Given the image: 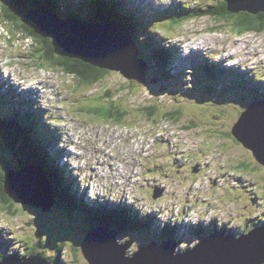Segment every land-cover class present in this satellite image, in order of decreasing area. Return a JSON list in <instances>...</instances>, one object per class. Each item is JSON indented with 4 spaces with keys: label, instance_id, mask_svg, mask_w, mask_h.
Instances as JSON below:
<instances>
[{
    "label": "rangeland",
    "instance_id": "obj_1",
    "mask_svg": "<svg viewBox=\"0 0 264 264\" xmlns=\"http://www.w3.org/2000/svg\"><path fill=\"white\" fill-rule=\"evenodd\" d=\"M147 1L155 5L146 9L154 16L152 8L161 10L183 5L201 9L211 6L212 2L218 5L222 0ZM139 5L138 1L131 4L130 8H139ZM194 8L190 11L195 12ZM208 16H195L176 28L175 22L165 19L166 22L159 21V25L154 28L157 37L153 36V42L163 41L166 46L176 48V53L171 52V58L167 61L170 77L161 73L160 68L155 69V65H150L149 76H160L165 80L160 83V91L150 81L130 86L118 74L88 86L80 85L73 76H61L52 68L39 69L28 57L34 41L22 34L14 37L7 27L0 24V48L5 53L1 58L4 73L0 71L2 93L9 96L8 92L12 94L19 88L37 87L39 83L40 87H44L47 80L58 81V89L63 90L60 98L56 92L51 95L54 98L53 109L60 115L51 111L43 117H37L33 110L35 115L22 114V120L26 117L29 121L31 118L38 119L47 131L52 148L56 141L61 156L54 157V162L64 164L71 173L64 172L66 184L88 204L92 203L91 196L95 197L96 203L102 201L107 205H127L126 201H131L139 218L150 222L148 232L151 231V234L147 230L135 229L130 235L126 233L118 237L123 242L128 240L129 235L133 244L128 254L156 240L154 234L162 237L164 231L161 223L174 221V232L177 227L189 222L190 234L182 239L177 235L176 239L177 250H184L187 241L196 242L198 237L204 235V232L199 231L201 226L209 232L212 222L216 219L223 221L220 206L229 214L227 220L238 224L240 222L236 216L229 217L231 209L242 208L246 200L249 215H242L236 210L235 214L247 222V229L264 216V166L256 160L252 150L232 133L231 136L228 134V129L232 130L234 123L250 104L264 99V30L239 31V26H235L233 20ZM136 17L139 18L138 15ZM193 42H203L205 45H194ZM179 43L183 44L181 48ZM238 45L241 49L235 54ZM197 63L209 66H195ZM210 65L217 68H249L243 74L231 69H224L219 74ZM49 66L53 65L50 63ZM242 76L244 80H240ZM153 83L156 84V79ZM120 84L124 88L119 90L133 94L129 97L119 90L114 91ZM108 87L113 91L104 97L101 93ZM64 97L69 99L63 101ZM112 97L118 105L122 104L129 111L123 123L107 122L92 115L94 105L91 102L108 105ZM18 99L23 100V96L18 95ZM122 105L119 106L125 108ZM142 105H157L163 111L180 107L183 109L182 120L164 116L154 119L155 115L141 111ZM262 107H257V111L264 109ZM12 114L15 111L12 110ZM9 120L16 119L6 121ZM66 125L67 134L64 131ZM60 137L64 139L59 140ZM72 141L76 147L69 146ZM59 148H62L63 153ZM94 149L97 150L96 155L93 154ZM7 152L3 156L10 159ZM243 159L251 164L246 165V169L250 170L242 173V169L234 168L237 171L234 173L236 185L230 187L226 184L221 188V193L225 194L223 188H227L230 192L225 191L226 194L239 197L243 204L233 205L225 200L220 203L216 196L219 185L214 184L215 179L224 182L222 176L225 174L233 177L227 173L228 170L236 163L242 166L238 162ZM9 173V185L19 196L32 191L33 196L37 197L36 187L38 189L39 184L46 181L39 170L30 166ZM156 188L163 189L159 197H154ZM213 197L216 198L212 202ZM1 203L0 228L3 232L0 231V255L21 256L32 250L51 259L52 264H87L79 252L89 225L78 221L81 218L75 219L55 205L45 212L41 207L17 203L20 205L15 206L18 211H12V208L4 206L6 203ZM180 213L183 214L181 219L178 218ZM75 216L78 217L76 213ZM245 226L244 223L242 227L239 225V230ZM187 229L185 224L180 228L181 231ZM61 245L64 248L58 261Z\"/></svg>",
    "mask_w": 264,
    "mask_h": 264
},
{
    "label": "water",
    "instance_id": "obj_2",
    "mask_svg": "<svg viewBox=\"0 0 264 264\" xmlns=\"http://www.w3.org/2000/svg\"><path fill=\"white\" fill-rule=\"evenodd\" d=\"M228 9L236 13L241 10L264 11V0H231ZM52 15L51 12L31 8L26 18L37 25L43 36L53 38L63 51L81 58L89 65L106 70L107 73L102 77L118 74L130 86L155 81L154 78H148V63L139 56L137 45L128 28L112 21L93 24L73 18L62 20L57 16L52 19ZM121 87H123L122 84L119 85V88ZM127 89L130 90L129 87ZM142 106L145 107V105ZM262 106H264V100L250 104L239 120L234 123L232 132L252 150L256 160L264 166V140L262 142L264 112H260L264 109L257 111V107L263 108ZM246 113H248L247 116L243 118ZM163 116L182 120L183 115L174 108L165 111L160 108L157 117ZM29 166L36 168L45 176L41 169L33 164L27 165L24 169ZM8 178L9 175L5 182L4 193L9 199L41 207L45 212L53 207L54 189L50 186L48 178H45L46 181L41 182L38 187L40 193L36 190L39 194L37 197L33 196L32 191L24 192L21 196L15 194L12 186L9 185ZM43 191L48 192L47 200L44 198L46 196ZM154 192V197H159L163 189L156 188ZM100 229H106L113 234L105 235ZM118 236L119 233L113 229L103 226L92 227L86 231L80 243L79 253L87 264H210L209 262L264 264V225L261 223L248 233L236 237L226 234L225 230H221L216 225L212 232L204 235V238L198 240L199 242L180 251L177 250L175 240H168L153 241L141 246L134 253L128 254L132 241L120 242ZM229 247L236 251L238 249L239 255L235 254L236 257L233 260L228 256L232 253ZM0 264H52V261L41 253L31 251L24 256H5L0 259Z\"/></svg>",
    "mask_w": 264,
    "mask_h": 264
},
{
    "label": "trees",
    "instance_id": "obj_3",
    "mask_svg": "<svg viewBox=\"0 0 264 264\" xmlns=\"http://www.w3.org/2000/svg\"><path fill=\"white\" fill-rule=\"evenodd\" d=\"M49 1L50 0H0V22L5 24L12 34L14 33V37L15 35L22 34L24 37L32 38L34 41L32 44L33 51L30 49L31 52L29 56L32 59L33 64L39 67H48L49 69L52 68L55 70L54 72L60 73L61 76L62 74L68 77L73 76L80 85L83 83L84 85L92 86L102 81L106 77H102L105 73H107L106 70L89 65L83 62L81 58L63 51L53 38L43 36L37 25L26 18L27 12L31 8L50 10L52 12L56 11V3L61 2L62 0H53L52 2ZM228 2L229 0H223L218 5L203 8V10H199L196 15L207 14L213 17L221 16L230 20L234 18L236 24L235 26H239V31L260 32L264 30V11L249 12L241 10L237 13L231 12L227 9ZM63 4L67 3L63 2ZM119 5L120 4L117 1L109 2L108 0H84V3L78 6V11L73 8L74 5H71V8L67 6L68 9L66 14L70 17H77L80 20L93 21L96 18L99 21L108 20L118 23L124 27H128L140 47L141 40L143 38L146 39V41L143 42L146 45V48L141 47L140 50H142L143 54L140 52V55L144 57L148 63L154 62L155 66H167L169 64H167V61L171 58L169 49L162 47L157 50L155 46L156 44L152 41L153 33H141L140 26H145L144 23L137 22L132 15L130 17L129 13L123 11L122 7ZM86 6H88V9L84 10ZM192 14L194 13L189 12V14L178 13V15L173 14L168 16H170L173 22L180 24L185 20L192 18ZM163 53L165 56H163ZM50 63L53 66H49ZM224 69L225 68L212 66V70L218 72L219 74H221ZM88 80L90 82H88ZM240 80H243V76ZM244 83L246 84V82ZM119 89L120 88H115L114 91ZM112 91L113 90L108 87L101 94H103L104 97H107ZM120 91L129 97L133 94V92H127L125 90H119V92ZM107 103L108 105L101 102H94L92 115H96L97 118H103L107 122L114 121L117 124L123 123L129 113L126 109L127 107L119 104L125 107L122 109L114 100V97H112ZM159 110L160 107L157 105L145 106L141 109V111H145L147 114L156 115L154 119L158 118L157 114H159ZM176 110L180 112L183 111L180 107L176 108ZM3 118L5 117L1 115L0 119L2 120ZM15 119V121L9 120L0 123V202L6 203L7 205H4L5 207L8 206V208H12V211H18L15 206H20L17 204L19 202L9 199L4 193L5 182L10 174L9 172H11V170L19 171L26 165L33 164L35 167L41 169L44 174L46 173L45 176L48 178L50 186L54 189L53 204L55 207L68 212L69 215L75 219L81 218L82 220L78 219V221L86 222L89 225V229L96 226H103L118 232H124L132 229L133 227L138 230L142 229L144 224L148 222L144 218H139V213L133 210L132 203H128L127 205H107V203L99 202V207L98 205L92 203L88 204L85 199H81L78 202L73 201L67 188L64 187V190L62 191L63 186L60 185V173H58L59 171L57 170L54 162V157L56 155H54L48 145H46L47 139H43L45 143V145H43L40 141V138H43V136L41 133L37 132L38 130L35 129L33 124L31 125L29 123L20 122L17 117ZM18 122H20V124ZM190 123H192V125L195 124L194 122ZM194 127L197 126L195 125ZM225 129L226 128H224L223 131ZM231 133L234 135L232 130L228 129V134H230V136ZM38 136L40 138H38ZM5 151H9L7 153L9 154L10 159L3 156ZM39 151H41V156ZM247 161L243 159L238 162L242 166H238L236 163L234 168L242 169L243 172L246 170L249 171L250 169H246V165L251 164ZM256 164L258 163L256 162ZM244 165L245 167L243 168ZM55 172H57L58 175H56ZM62 183H64V180ZM78 203H80V205H78ZM101 205L103 206L101 207ZM75 213L78 217L75 216ZM260 218L264 220V216H261ZM174 223L175 222L161 223L163 226L162 230L164 231L161 234L162 237H159V234H154L153 238L156 240H176L177 235L180 237L184 236L185 233H179L178 231L174 232V227L176 226ZM243 223L247 225L246 221H243ZM172 225H174V227ZM146 230L145 231L148 232V228ZM203 230L204 229L202 228L201 231ZM148 233L151 234L152 232L149 231ZM63 248L64 245H61L59 248L60 253L58 261L62 256L61 252ZM31 251L32 250H30V252ZM23 255H25V253ZM17 256L19 255L17 254ZM3 257V255H0L1 259Z\"/></svg>",
    "mask_w": 264,
    "mask_h": 264
},
{
    "label": "clouds",
    "instance_id": "obj_4",
    "mask_svg": "<svg viewBox=\"0 0 264 264\" xmlns=\"http://www.w3.org/2000/svg\"><path fill=\"white\" fill-rule=\"evenodd\" d=\"M109 2H114L115 0H108ZM223 1V0H222ZM222 1H220L219 2V4L222 2ZM231 0H229V2H230ZM125 4L123 5L122 3H120V2H118L120 5V7H122V9H123V11H126V12H128V13H130L136 20H140V19H146V18H148V20H150L149 22H151V20L154 18V23L155 24H157L159 21H162V22H166L165 21V19L168 21V20H171V18H169L170 16H168V14H166V15H161L160 13H159V17L158 16H156L155 15V11L152 9L151 11H152V13H154V16L152 15V14H149L147 11H146V9H148V7H146V6H144L143 4V6L142 5H139V8H130V6H131V1L130 0H125ZM229 2L227 3V9H228V4H229ZM216 3H214L213 5H215ZM169 7H171V6H169ZM88 9V6H86L85 7V9L84 10H87ZM229 10V9H228ZM77 11V10H76ZM172 13L173 14H175V15H178V12L177 11H175L174 9L172 10ZM53 14H54V12H53ZM172 14V15H173ZM58 15H59V18L60 19H62V20H65V16L63 15V14H61L60 12H58ZM136 15H138L139 16V18H137L136 17ZM205 15H207V14H205ZM196 15H192V18L193 17H195ZM156 17V18H155ZM208 17H211L210 15L208 16ZM213 17V16H212ZM219 17V16H218ZM71 18H73V19H77V20H79V21H82V20H80L79 18H75V17H71ZM214 18V17H213ZM219 18H223V17H219ZM191 19V18H190ZM189 19V20H190ZM223 19H225V18H223ZM231 20H233L234 22H235V19L234 18H232ZM185 21H188V20H185ZM184 21V22H185ZM93 24H99V23H101V22H106V20L105 21H99L98 19H96L95 18V20H93V21H91ZM115 23V22H114ZM144 23V25L147 23L146 21L145 22H143ZM183 23V22H182ZM116 24H118V23H116ZM181 24V23H180ZM118 25H120V24H118ZM158 25H159V23H158ZM176 27H180L179 26V24H177L176 26H175V28ZM126 28H128V27H126ZM150 28L151 27H146V26H143L142 27V30H144V29H147V30H149L150 31ZM128 30H129V28H128ZM147 30H144V32H146V33H148L149 31H147ZM130 31V30H129ZM131 32V31H130ZM140 32H142V31H140ZM131 34H132V32H131ZM132 36H133V34H132ZM27 38H31V37H27ZM133 38H134V41H135V43H136V45H137V48H138V51H139V56L140 57H142L141 55H140V48H139V44H138V42H136V39H135V37L133 36ZM32 39V38H31ZM31 39H28V40H30L31 41ZM33 41V40H32ZM146 41V40H145ZM144 41L142 40L141 41V47H143V48H146V45L143 43ZM162 42V43H161ZM159 41V43H155L156 45V48L158 47V45L159 44H161L163 47H166V48H169V49H171V46H166L165 45V43L163 42V41ZM181 45H183L182 43H179L178 44V46H180V48L182 47ZM1 49V51H4V49L3 48H0ZM31 49V48H30ZM142 58H144V57H142ZM145 59V58H144ZM146 60V59H145ZM146 62H147V60H146ZM148 63V62H147ZM151 64L150 63H148V66H149V69H148V72H149V70H150V66ZM219 65V63L217 64V66ZM207 66H209V65H207ZM211 66V68H212V66L213 65H210ZM164 67H166L165 68V70H163L162 68H163V66H161L160 67V69H162V73L164 74V75H166V76H168V77H170V73H169V68H168V65L167 66H164ZM155 68H159L158 66H156ZM223 68H225V67H223ZM148 76H149V74H148ZM151 77V79L152 78H155L156 79V85H155V87L156 88H158L159 89V91H160V87H161V85H160V83H161V80H160V78H159V76H156V77H152V76H150ZM161 78H163V77H161ZM175 78V77H174ZM137 85H142V84H137ZM167 86V85H166ZM166 90V89H165ZM164 90V91H165ZM261 100V99H260ZM28 124V123H27ZM27 166V165H26ZM25 166V167H26ZM25 205H27V204H25ZM228 215L229 214H227L226 213V211H224V217H226V218H228ZM229 217H232L231 215L229 216ZM219 222V221H218ZM222 221H220L219 223H221ZM257 223V225H253L252 227H249L248 228V230L247 231H244V232H236V231H231V230H226V227L224 226V227H220L221 228V230H225L226 231V234H232L234 237H236V236H239V235H241V234H243V233H248L249 231H251L252 229H254V227H258V222H256ZM248 226V225H247ZM201 232H204V235H208L209 233H211L212 232V230H210L209 232H206V230L204 229L203 231H201ZM179 233H181V232H179ZM182 233H185L184 231L182 232ZM203 235V236H204ZM185 236V235H184ZM184 236H182V237H180L179 236V238L180 239H182ZM203 236H201V238L203 237ZM5 257V256H4ZM3 257V258H4Z\"/></svg>",
    "mask_w": 264,
    "mask_h": 264
},
{
    "label": "bare ground",
    "instance_id": "obj_5",
    "mask_svg": "<svg viewBox=\"0 0 264 264\" xmlns=\"http://www.w3.org/2000/svg\"><path fill=\"white\" fill-rule=\"evenodd\" d=\"M53 0H50L49 2H52ZM152 1H154V2H156V0H152ZM57 2V1H56ZM148 4V3H147ZM211 4H214V2H212ZM155 6V5H154ZM48 12H51V11H49V10H47ZM129 15H130V17H131V14L129 13ZM56 16V14H53L52 15V19L54 18ZM4 29V28H3ZM9 31V30H8ZM14 34V33H13ZM4 35V34H3ZM29 36V35H28ZM32 40V39H31ZM21 44V43H20ZM193 44L194 45H196V44H199V45H205L203 42H200V43H196V42H193ZM23 45V44H22ZM181 46H183V45H181ZM163 46L161 45V44H159L158 45V47H157V50H159L160 48H162ZM239 47H241V46H239L238 45V47H237V49H236V52H235V54H237L238 53V51L241 49V48H239ZM139 48L141 49V47L139 46ZM29 49V48H28ZM27 49V50H28ZM39 49V48H38ZM140 52H141V54H143V52H142V50H140ZM4 55H5V53H4V51H0V58H2V57H4ZM163 56H165V54L163 53ZM30 57V56H29ZM160 59V58H159ZM164 62V61H163ZM151 63V62H150ZM152 65H155V63L153 62V63H151ZM193 65V64H192ZM196 65H198V63L196 64ZM163 69L165 70V67L163 66ZM223 71V70H222ZM226 72V71H225ZM200 77V76H199ZM244 80V79H243ZM91 81H93V80H91ZM85 82H86V80H85ZM88 82H90L89 80H88ZM244 82V81H243ZM83 84V83H82ZM48 88V90L50 91V92H56V89H55V86H50V87H47ZM244 88V87H243ZM168 89V88H167ZM8 94H10L9 96H12V94L10 93V92H8ZM17 94V93H16ZM62 95V93H58V96H61ZM67 99H69V97L67 98ZM96 100V99H95ZM99 100V99H98ZM21 102V101H20ZM94 103V102H93ZM98 103V102H97ZM21 104H23L22 102H21ZM22 107H23V105H22ZM8 119H10V112L8 113ZM43 136V138H41V140L43 141V139H47L46 141H47V145H48V147H49V149H52V147L50 146V143H49V139L47 138V134L46 135H42ZM263 140L264 139H262V142H263ZM65 151V150H64ZM62 153H63V151H61ZM96 153H97V150L96 149H94V151H93V154L94 155H96ZM39 154H40V156H41V151H39ZM61 156V154H59V157ZM69 156H70V154H69ZM65 157H68V155H66ZM71 159H73L72 158V155H71ZM75 160H76V157H75ZM56 165V167H57V170L59 171L58 173H60V177H61V183H60V185L61 186H63V189H62V191L64 190V187L65 188H67L68 189V192H70V194H71V198L73 199V201H75V202H78L79 200H81V199H83L82 197H78V196H76L75 195V193H74V191L71 189V187H70V185H67L66 184V181H65V175H64V172L65 171H67V173L68 174H71L70 172H68V170H67V167L64 165V164H62V165H60V164H55ZM43 169V168H42ZM138 170V169H137ZM56 173V175H58L57 174V172H55ZM46 174V173H45ZM43 178H46L45 176H43ZM63 180H64V183H62L63 182ZM68 181L69 182H71V180L70 179H68ZM44 182V181H43ZM42 182V183H43ZM60 182V181H59ZM40 185V184H39ZM68 186V187H67ZM81 189H82V187H81ZM36 190H37V192L38 193H40V191H39V189H37V187H36ZM43 194L46 196V197H48L49 195H48V192H46V191H43ZM84 196V195H83ZM129 196V195H128ZM131 204L132 202H130V201H126V204ZM92 204H98V203H96V201L95 200H92ZM133 204V203H132ZM78 205H80V203H78ZM120 205V204H119ZM132 209V208H131ZM7 213V212H6ZM12 215V214H11ZM183 226H184V224H183ZM0 230H1V228H0ZM3 230V229H2ZM101 230V229H100ZM103 231V232H102ZM132 231H134V230H132ZM101 233H103V234H105V235H112L113 233H111V232H107V230L105 229V230H101ZM100 233V234H101ZM117 233H120V232H118L117 231ZM202 238H204V237H202ZM167 240H169V239H162V241H167ZM171 240V239H170ZM199 239H197V241H198ZM229 248H231V247H229ZM239 248V247H238ZM230 251V250H229ZM231 254H229L228 256L230 257V259L231 260H233L234 259V257H236V255H239V253H238V249H237V251L234 249V248H231ZM236 254V255H235Z\"/></svg>",
    "mask_w": 264,
    "mask_h": 264
},
{
    "label": "flooded vegetation",
    "instance_id": "obj_6",
    "mask_svg": "<svg viewBox=\"0 0 264 264\" xmlns=\"http://www.w3.org/2000/svg\"><path fill=\"white\" fill-rule=\"evenodd\" d=\"M234 165H233V167H231L229 170H228V172L227 173H230V174H232V176L233 177H229L227 174H225L224 176H222L223 178H224V182L223 181H221V180H218V179H215V181H214V184H216V185H219L218 187H217V193H216V196H217V199L220 201V203L221 202H223V200H225V201H227L228 203H232L233 205H235L236 203H238V204H243V202H242V200L241 199H238L239 197H230L228 194H226V192L225 191H228V192H230V190H228L227 188H223V191H224V193L225 194H223V193H221V188L224 186V185H226V184H228L230 187H232V186H234V185H236V183H237V181L235 180L236 179V176L234 175V173L235 172H237V171H235L234 169ZM241 170H238V172H240ZM201 172V170L198 172V173H200ZM242 173H244V172H242ZM243 176V175H242ZM221 181V182H220ZM235 190V189H234ZM216 197H213L212 198V202H213V200L215 199ZM217 207V206H216ZM247 207V208H246ZM233 208H235V207H233ZM247 209H249L248 208V205H246V200L244 201V204H243V207L242 208H235V210L236 211H238L239 213H241L242 215H249V210H247ZM235 210L234 209H231V213H230V215L232 216V217H234V216H236L237 217V219L239 220V222L240 223H238V224H235L234 225V227H236V228H234L235 230H236V232L237 231H247L248 229H247V225L245 226V228H242L241 230H239V225L242 227L243 226V219H240L239 218V215H237V214H235ZM225 210H224V208L223 207H221L220 206V213H222V212H224ZM149 225H150V223L149 222H146L145 224H144V226L142 227V229H139V230H146L147 228H149ZM255 225H257V223H255ZM228 228H230L229 226H228ZM136 228L135 227H133L132 229H130V230H128V231H124V232H120L119 233V236H123V235H125L126 233H128L129 235L133 232L132 230H135ZM232 229V228H231ZM243 231V232H244ZM129 235L127 236V239L129 240Z\"/></svg>",
    "mask_w": 264,
    "mask_h": 264
}]
</instances>
